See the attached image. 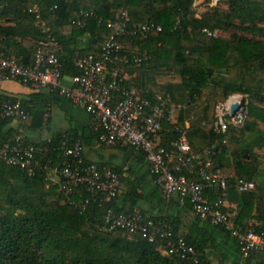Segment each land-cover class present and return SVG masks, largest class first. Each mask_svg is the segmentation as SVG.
Returning <instances> with one entry per match:
<instances>
[{"label":"trees","instance_id":"obj_1","mask_svg":"<svg viewBox=\"0 0 264 264\" xmlns=\"http://www.w3.org/2000/svg\"><path fill=\"white\" fill-rule=\"evenodd\" d=\"M225 1L227 10L212 7L199 14L196 0H0V43L10 54L32 63L36 42L45 36L41 24L44 22L61 44L63 75L74 76L81 73L76 64L79 56L101 51L105 36L112 32L108 21L119 20L127 12L130 26H161V30L120 36L123 55L146 59L140 65L116 61L110 68L127 70L132 78L125 84L143 89V98L154 100L156 92H163L170 95L171 103L182 107L206 104V123L192 126L188 132L194 149L211 146L221 136L215 129L218 99L237 92L247 95L246 122L239 127L230 126L227 142L212 161L216 168H234L235 175L228 179L227 198L238 208V220L246 225L256 219V230L261 232L264 185L259 186L255 180L259 154L254 143H264V131L256 121L264 122V0ZM204 28L212 32L236 28L241 32L225 38L209 35ZM8 95L13 101L20 99L23 109L29 112L21 125L25 130L44 127L46 103L40 105L26 97ZM121 98L122 94L116 93L115 103ZM182 107L177 112L180 125ZM162 124V142L170 147L179 135L177 124L166 120ZM5 128L6 124L0 125V141L18 131ZM70 131L83 139L85 148L100 143L101 130H95L91 123L82 131ZM62 134L57 132L49 140L27 138L37 146V158L55 166L63 159ZM136 150L137 168L129 166L124 170L123 165L116 164L123 177L112 203L101 205L91 200L86 207L80 201L91 197L89 192L79 191L68 197L59 183H50L47 169L29 174L0 160V264H183L178 257L164 252L166 240L151 242L141 233L125 229L103 231L100 226L109 205L117 212L142 211L155 222L170 227L173 237L183 235L198 251L203 264H264V250L244 257L238 240L223 225L194 214L187 221L184 210L192 211V204H181L179 197L168 200L157 183L150 195L156 198L160 212L142 207V202L149 199L145 177L150 173L155 182L156 177L143 150ZM84 160L94 162L85 154ZM94 163L100 167L113 165L106 161ZM138 169L146 173L133 178ZM189 177L199 178L198 174ZM240 179L254 181L256 187L242 192L238 189ZM219 195L218 189L210 193L213 200ZM232 248L238 252L234 258Z\"/></svg>","mask_w":264,"mask_h":264},{"label":"built area","instance_id":"obj_2","mask_svg":"<svg viewBox=\"0 0 264 264\" xmlns=\"http://www.w3.org/2000/svg\"><path fill=\"white\" fill-rule=\"evenodd\" d=\"M210 1L214 4L218 0ZM130 19L124 12L121 19L108 21L112 32L105 36L101 51L79 56L76 64L81 73L74 76L63 75L59 57L61 44L50 27L41 22L45 36L36 42L32 63L10 54L0 43V81L15 80L25 86L49 89L64 96L90 115L91 126L101 130L100 143L143 150L156 183L168 200L179 197L181 204H192L194 216L223 225L238 240L244 257L264 250V231L256 230L259 222L250 220L245 225L238 220L239 210L227 198L229 175L224 169L216 168L212 161L220 146L227 142L230 126L239 127L246 122L249 114L247 95L237 92L218 99L215 129L221 136L211 146L194 149L188 135L191 126L187 123L180 125L177 121V112L182 106L171 103L170 95L163 92H156L154 100L143 98V89L125 84L131 78L127 70L110 68L116 61L140 65L146 59L123 55L120 36L162 29L154 23L130 26ZM203 31L218 35L207 28ZM116 93H121L122 98L115 103ZM7 94L0 89V125L6 124V131L10 128L18 131L0 141V160L29 174H34L37 169H47L50 183H59L61 191L68 197L79 191L89 192L92 196L80 201L83 207L91 200L101 205L111 204L122 186L123 173L116 169V165L100 167L97 163L86 162L85 143L70 130L62 134L60 149L63 159L60 163L55 166L44 164L37 158V146L29 141L21 126L29 112L23 109L20 99L13 101ZM235 106H238L236 112L233 110ZM164 120L177 124L179 135L171 141L170 147L162 142ZM190 174H198L199 178L191 179ZM255 187L254 181H238V189L242 192ZM217 189L220 195L213 200L210 193ZM100 228L106 232L125 229L141 233L151 242L166 240L165 253L178 257L183 264H203L198 251L183 235L173 237L170 227L162 226L142 211L117 212L109 205Z\"/></svg>","mask_w":264,"mask_h":264},{"label":"crops","instance_id":"obj_3","mask_svg":"<svg viewBox=\"0 0 264 264\" xmlns=\"http://www.w3.org/2000/svg\"><path fill=\"white\" fill-rule=\"evenodd\" d=\"M0 89L9 94L18 95L19 97H26L27 99L35 101V103L40 105L46 103L47 111L45 114L44 127L37 131L25 130L26 136L35 141L46 139L49 140L57 132L61 131L64 132L71 129H78L79 131H82L85 127L90 125V115L84 109L74 105L64 96L54 93L49 89H35L25 86L15 80L0 81ZM182 110L181 118L183 124L187 123L192 127L206 123V104L191 103L183 106ZM137 152L138 151L136 149L124 148L123 146L119 145H106L99 142H94L91 146H86L85 148V155L89 160L94 162L106 161L112 162L115 165H123L124 170H127L129 166H134L136 168L138 167ZM144 171V169L140 171L138 169L136 172H134L135 174H133L132 177L134 178L136 176H143V173H146ZM224 171L229 176L235 175L234 171ZM145 179L146 182H148V188L146 190L149 193V199L144 200L141 205L153 213H158L160 212L158 202L154 195H150V190L156 186V182L152 180V175L150 173H147ZM184 216L188 221L189 218L193 217V212L191 210H184ZM237 254L238 252L236 248H232V258H234V256Z\"/></svg>","mask_w":264,"mask_h":264},{"label":"rangeland","instance_id":"obj_4","mask_svg":"<svg viewBox=\"0 0 264 264\" xmlns=\"http://www.w3.org/2000/svg\"><path fill=\"white\" fill-rule=\"evenodd\" d=\"M195 4L197 5L196 9L199 12V14H202L206 10L214 7L218 8L219 10L225 11L228 9L227 2L225 0H218L216 3L212 4L210 0H196ZM233 32H241V30H237L236 28H230L228 30H218L217 33L220 36H223L225 38H229ZM258 105H263L262 103L255 101ZM264 106V105H263ZM258 128L264 131V122L260 120H256ZM254 143V142H253ZM255 150L259 154V161H258V176L255 179L259 186L264 185V143L261 144H255ZM228 172H235L234 168L226 169Z\"/></svg>","mask_w":264,"mask_h":264},{"label":"water","instance_id":"obj_5","mask_svg":"<svg viewBox=\"0 0 264 264\" xmlns=\"http://www.w3.org/2000/svg\"><path fill=\"white\" fill-rule=\"evenodd\" d=\"M238 109V106L233 107L234 112H236Z\"/></svg>","mask_w":264,"mask_h":264}]
</instances>
